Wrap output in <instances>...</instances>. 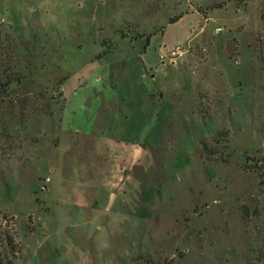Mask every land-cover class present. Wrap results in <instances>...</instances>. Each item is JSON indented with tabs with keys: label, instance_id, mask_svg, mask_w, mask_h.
<instances>
[{
	"label": "rangeland",
	"instance_id": "374dc122",
	"mask_svg": "<svg viewBox=\"0 0 264 264\" xmlns=\"http://www.w3.org/2000/svg\"><path fill=\"white\" fill-rule=\"evenodd\" d=\"M0 264H264V0H0Z\"/></svg>",
	"mask_w": 264,
	"mask_h": 264
},
{
	"label": "built area",
	"instance_id": "2783aa9c",
	"mask_svg": "<svg viewBox=\"0 0 264 264\" xmlns=\"http://www.w3.org/2000/svg\"><path fill=\"white\" fill-rule=\"evenodd\" d=\"M180 51H181V49H180L179 47H176V48L170 53V55L174 56V55H176V54H179Z\"/></svg>",
	"mask_w": 264,
	"mask_h": 264
},
{
	"label": "trees",
	"instance_id": "16d2710c",
	"mask_svg": "<svg viewBox=\"0 0 264 264\" xmlns=\"http://www.w3.org/2000/svg\"><path fill=\"white\" fill-rule=\"evenodd\" d=\"M4 86V85H3ZM6 236V240H7V245H11V242H10V239H9V237L7 236V235H5Z\"/></svg>",
	"mask_w": 264,
	"mask_h": 264
},
{
	"label": "water",
	"instance_id": "95a60500",
	"mask_svg": "<svg viewBox=\"0 0 264 264\" xmlns=\"http://www.w3.org/2000/svg\"><path fill=\"white\" fill-rule=\"evenodd\" d=\"M158 98H159V99L161 98V94L158 95Z\"/></svg>",
	"mask_w": 264,
	"mask_h": 264
}]
</instances>
